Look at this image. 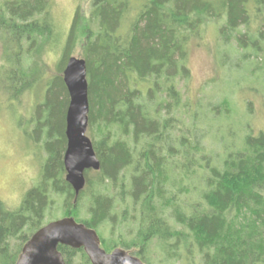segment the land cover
<instances>
[{
  "label": "trees",
  "instance_id": "1",
  "mask_svg": "<svg viewBox=\"0 0 264 264\" xmlns=\"http://www.w3.org/2000/svg\"><path fill=\"white\" fill-rule=\"evenodd\" d=\"M83 1L87 16L76 11L62 37L49 0L0 2V30L17 44L25 40L28 55L47 44L61 48L57 74L28 119L41 179L19 209L0 206V264H16L56 204L62 217L95 230L106 252L120 247L145 264H153V242L165 262H179L183 249L195 252L198 264H264V130L244 125L242 116L253 117V103L245 102L244 113L228 96L193 107L178 88V80L190 76L189 42L209 25L225 75L257 66L255 60L264 58V0H140L137 7L131 0ZM77 48L87 69V134L100 169L85 172L74 203L63 167L68 93L61 72ZM15 57H8L10 66ZM18 68L6 79L12 97L41 81L37 65ZM249 69L243 72L248 77ZM250 78L264 81L261 73ZM220 120L226 128L212 124ZM212 130L222 155L209 146ZM226 139L231 146L224 147ZM130 225L125 239L119 228ZM57 250L65 264H90L82 249Z\"/></svg>",
  "mask_w": 264,
  "mask_h": 264
},
{
  "label": "rangeland",
  "instance_id": "2",
  "mask_svg": "<svg viewBox=\"0 0 264 264\" xmlns=\"http://www.w3.org/2000/svg\"><path fill=\"white\" fill-rule=\"evenodd\" d=\"M2 1L13 0H0V2ZM49 3L51 22L55 27V32L57 33L56 36L58 35L59 37H62V34L70 29L76 11L81 12L83 16H87L88 14V4H85L83 0H49ZM139 3L140 0H131V4L135 7H137ZM129 17H132V14L129 15ZM214 30L213 25H209L204 29L200 39H192L189 42L187 67L190 76L187 81L178 80V88L182 94V100L184 102L189 101L194 107L198 104L197 102L205 106L207 102L214 104L218 102L220 98L228 96L233 108L236 111L238 110L239 113H244L246 109L245 102L250 100L253 103L250 112L253 117L242 114L244 117L243 124L251 123V127H253L255 131L264 130V99L261 95L263 93L260 94V92H264V81L258 82L256 79L250 78L260 73L261 76H264V58L259 57L255 60L257 66H253L252 64L249 66H243L244 71L250 68L248 74L250 77L244 75V71H236L229 75H225L224 70L218 66V40L216 37V31ZM20 44L21 46H19ZM26 49L27 43L25 40H22L21 43L17 44L16 41H13L10 33L0 30V118L5 116L13 118L17 127L22 132L23 139L33 148L31 139L28 137V134H30L28 132L30 128L28 119L32 115L30 110L34 104L40 103L46 84L55 74H57L61 59V48L58 47V49L52 50L49 49V44H47L41 48L40 52L36 53L35 51L29 55L27 54ZM79 52L80 50L77 48L74 57H77ZM13 55L17 56L14 59L16 60V58H18V60H16L15 65L13 64L14 66H10L8 59ZM27 63H30L31 66L37 65L38 72L41 73V81L39 84L33 85L32 90L24 92L23 94H16V97L14 94V97H12V93L14 92L6 93L5 91L6 88L10 87V84L6 82L8 74L11 76V71L16 74L19 69L18 67L20 66L21 68L23 66L26 68ZM232 70L234 71L235 68L233 67ZM244 84L255 87L258 94L249 92V89H247ZM140 89H143L145 92L147 86H144V88L141 87ZM230 89H235V93L229 96L226 94L225 90ZM233 120H239L238 116H233ZM212 124H224L225 128L227 125L226 121L222 120L214 121ZM225 128H223V131ZM236 129L238 131L241 130L239 128ZM87 133L88 132H86V134ZM210 139L214 142H211L209 146L213 148L216 153L222 155L221 148L223 147V144L216 142L217 137L214 135V130L210 133ZM231 144L232 141L226 139L224 147L231 146ZM239 144L240 143L238 142V145ZM180 196L186 201L188 195L184 193L180 194ZM62 215L63 212L58 207V204H56L47 214L45 223L59 219ZM132 228V225H130V227L124 226L119 228V232H121L124 238L127 239L129 237V231H133ZM179 252L181 254V260L179 262H165L163 260L164 253L162 252L160 245L153 242L150 245L148 255L153 264H198L199 258L195 252H193L194 255L185 253L183 249Z\"/></svg>",
  "mask_w": 264,
  "mask_h": 264
},
{
  "label": "water",
  "instance_id": "3",
  "mask_svg": "<svg viewBox=\"0 0 264 264\" xmlns=\"http://www.w3.org/2000/svg\"><path fill=\"white\" fill-rule=\"evenodd\" d=\"M86 76V62L70 57L62 70V80L68 93L63 167L65 181L74 192V203L85 186V172L100 169L92 142L86 134L89 113ZM59 245L82 249L90 264H145L122 248L106 252L101 248L96 231L72 217L56 219L40 228L24 245L16 264H65L57 250Z\"/></svg>",
  "mask_w": 264,
  "mask_h": 264
},
{
  "label": "clouds",
  "instance_id": "4",
  "mask_svg": "<svg viewBox=\"0 0 264 264\" xmlns=\"http://www.w3.org/2000/svg\"><path fill=\"white\" fill-rule=\"evenodd\" d=\"M40 179L39 160L15 120L0 118V206L10 211L19 209Z\"/></svg>",
  "mask_w": 264,
  "mask_h": 264
},
{
  "label": "bare ground",
  "instance_id": "5",
  "mask_svg": "<svg viewBox=\"0 0 264 264\" xmlns=\"http://www.w3.org/2000/svg\"><path fill=\"white\" fill-rule=\"evenodd\" d=\"M8 79H9V78H8ZM33 81H34V80H33ZM31 82H32V81H31ZM25 83H26V82H25ZM28 83H29V82H28ZM28 83H27V84H28ZM32 83H33V82H32ZM32 83H31V84H32ZM19 86H20V85H19ZM28 86H30V84H29ZM19 90H20V89H19ZM16 91H17V90H16ZM25 91H26V90H25ZM3 93H4V92H3ZM17 94H18V92H17ZM24 136H25V135H24ZM8 236H9V235H8ZM171 238H172V237H171ZM176 238H177V237H176ZM179 239H180V238H179ZM159 241H160V240H159ZM176 241H178V240H176Z\"/></svg>",
  "mask_w": 264,
  "mask_h": 264
}]
</instances>
